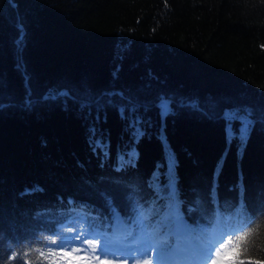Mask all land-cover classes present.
<instances>
[{"label": "trees", "instance_id": "trees-1", "mask_svg": "<svg viewBox=\"0 0 264 264\" xmlns=\"http://www.w3.org/2000/svg\"><path fill=\"white\" fill-rule=\"evenodd\" d=\"M135 203L154 261L236 231L264 264V0H0V264Z\"/></svg>", "mask_w": 264, "mask_h": 264}, {"label": "snow or ice", "instance_id": "snow-or-ice-1", "mask_svg": "<svg viewBox=\"0 0 264 264\" xmlns=\"http://www.w3.org/2000/svg\"><path fill=\"white\" fill-rule=\"evenodd\" d=\"M167 112V107L163 109ZM229 127L233 121H239L240 129L239 134L241 139L246 137L250 127L251 118L247 115H241L240 113H228L226 116ZM135 128V122L132 125ZM140 133L135 131L133 139ZM97 146L100 147V142H97ZM171 182V178H170ZM142 207L135 203L133 205V217L123 223L132 224V228L127 230L123 235V241L127 245L133 243L139 245V247H128L127 255H109L107 241L109 237L100 235L104 230L100 228L96 221L92 218H86V226L77 227V230L71 234H64L63 232H57L55 235L58 239H54L50 242L51 251L47 253L46 264H128L129 260H133V264L137 261L141 264H152V260L148 257V242L151 238V233L145 230H138L139 225L143 223ZM237 218L241 219L243 226H250L254 217L248 216L242 209L237 214ZM114 219L120 220L118 214L114 213ZM165 220L163 223H166ZM68 227H74V225H68ZM155 231V230H153ZM184 231L195 232V229H188L184 226ZM237 231L242 232V227ZM227 239H221L218 246L211 245L208 247V254L205 260V264H254L252 261H245L241 259L242 246L241 242L245 241L248 237V233L242 232L237 235L236 231L227 233ZM103 243V247L99 246V243ZM137 253L136 257H132L131 253ZM179 252V249L172 244H165L161 249V255L173 256ZM40 256L45 257V253L41 252Z\"/></svg>", "mask_w": 264, "mask_h": 264}, {"label": "rangeland", "instance_id": "rangeland-1", "mask_svg": "<svg viewBox=\"0 0 264 264\" xmlns=\"http://www.w3.org/2000/svg\"><path fill=\"white\" fill-rule=\"evenodd\" d=\"M118 235L121 236V238H123L122 233L120 234H114V235H110L109 239L107 241V243H113V241H115L114 245H108V250H109V255H127V249L128 247H139V245L133 243L132 245H127L124 243L123 239L120 241L117 237ZM112 241V242H111ZM212 245V244H211ZM209 245V246H211ZM100 247H103V244L100 245ZM148 257L152 260V264H163L165 262H169V263H174V264H183V261L178 260V261H172V260H158V261H154L153 260V250H152V244L149 241L148 242ZM207 254H208V248H206L205 251H203L202 253H196L193 252V255L189 257V264H205V260L207 258ZM132 257H136L137 253L133 252L131 253ZM98 264V262H97ZM128 264H133V260H129ZM136 264H141V262L137 261Z\"/></svg>", "mask_w": 264, "mask_h": 264}]
</instances>
